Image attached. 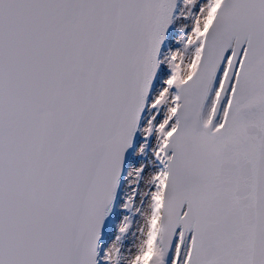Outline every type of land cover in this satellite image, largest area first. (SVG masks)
I'll use <instances>...</instances> for the list:
<instances>
[{"label": "snow or ice", "instance_id": "1", "mask_svg": "<svg viewBox=\"0 0 264 264\" xmlns=\"http://www.w3.org/2000/svg\"><path fill=\"white\" fill-rule=\"evenodd\" d=\"M0 264H264V0H0Z\"/></svg>", "mask_w": 264, "mask_h": 264}]
</instances>
